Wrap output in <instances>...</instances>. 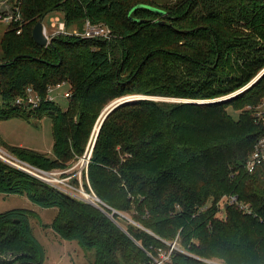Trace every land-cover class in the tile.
<instances>
[{
	"label": "trees",
	"instance_id": "trees-1",
	"mask_svg": "<svg viewBox=\"0 0 264 264\" xmlns=\"http://www.w3.org/2000/svg\"><path fill=\"white\" fill-rule=\"evenodd\" d=\"M13 8L21 20L0 43V122L50 117L54 138L52 156L9 147L13 156L67 170L91 147L107 107L128 101L103 122L84 173L100 208L1 159L0 194L57 209L51 229L91 252L89 264H158L162 252L163 264H264V163L252 173L246 165L264 136L254 114L264 75L250 86L264 71V0H21ZM51 13L69 32L90 21L117 36L59 35L39 46L34 27ZM63 84L65 111L47 100ZM28 88L42 98L37 109L16 105ZM226 197L237 202L221 207ZM35 217L0 214V264L44 263Z\"/></svg>",
	"mask_w": 264,
	"mask_h": 264
},
{
	"label": "rangeland",
	"instance_id": "rangeland-1",
	"mask_svg": "<svg viewBox=\"0 0 264 264\" xmlns=\"http://www.w3.org/2000/svg\"><path fill=\"white\" fill-rule=\"evenodd\" d=\"M159 4H174L179 0H156ZM14 0H0V12L6 11V9L11 8ZM60 18V23L64 22V16L59 13H51L48 15L42 22L43 25L48 30V34H54L59 28V24L57 23L53 25V21L55 17ZM8 25L5 22H0V43L1 40L6 33ZM3 56L1 46H0V58ZM264 71H262L263 73ZM261 73V74H262ZM260 74V75H261ZM70 91V86L67 84H63L54 89L51 93V96L54 98V103L62 110L65 111L68 108L69 100L68 95ZM141 98V97H134ZM149 99L157 100V101H168V102H185L184 100L177 99H165L161 97H152ZM224 100V99H220ZM195 103H205L209 101H190ZM113 104V103H111ZM110 104V105H111ZM109 105V106H110ZM108 106V107H109ZM107 107V108H108ZM107 112V109L103 114ZM229 114L234 118H239V112L234 110L233 108L229 109ZM53 123L50 117H44L41 120L34 121H25L23 119H11L7 121L0 122V151L7 154V156L0 153V155L5 158L13 161L16 164H20L17 157L13 156L9 151V147L13 148H25L31 151L38 152L40 154L47 155L49 157L52 156V149L54 145L53 138ZM99 125H97L95 129V133L91 138L92 143L91 147H89L81 159L72 163L71 166L67 170L57 169L52 170L50 172H57L54 178L60 180L59 182H53L57 187H61L59 190H66L67 194L85 200L89 203H94V201L99 205V202L96 201V195L90 191L87 192L84 188L85 177L88 171V165L90 163L91 158V149L96 139V134L99 129ZM86 157V158H85ZM89 157V159H88ZM89 160V161H88ZM88 161V163H86ZM27 164V163H26ZM25 168L33 171L36 174L41 175L36 170L31 169L27 165H22ZM32 167V166H31ZM25 172V171H24ZM30 174V173H28ZM62 179V180H61ZM63 181V182H62ZM77 181V183L75 182ZM44 182V181H43ZM46 183V182H45ZM230 200V201H229ZM227 202L231 203V198H225L220 203V206L223 207ZM233 204V203H232ZM245 207V206H243ZM241 210L246 211L244 208ZM246 208V207H245ZM13 209H30L36 212L37 217L31 220V229L34 236L40 242L45 250V260L43 264H89L93 259V255L91 252H86L83 250L79 244L75 241H67L59 237L52 229L51 224L55 219L58 210L51 208L45 209L40 208L34 205L26 196L20 195H9V194H0V214L11 211ZM124 217L131 222L132 216L129 214L124 215ZM220 218H225L224 214H220ZM171 250L178 249V245H171ZM93 253V252H92ZM161 262L158 264L166 263L169 260V256L166 252H162L160 255ZM14 258H11V255H7L4 258L5 261H12Z\"/></svg>",
	"mask_w": 264,
	"mask_h": 264
},
{
	"label": "built area",
	"instance_id": "built-area-1",
	"mask_svg": "<svg viewBox=\"0 0 264 264\" xmlns=\"http://www.w3.org/2000/svg\"><path fill=\"white\" fill-rule=\"evenodd\" d=\"M19 1H21V0H14L15 3L19 2ZM14 2H13V4L15 6ZM17 11H18L17 9L14 10L13 5H12L11 8L6 9V11L0 12V22H5L7 25H10L13 23V21L21 20V17L17 14ZM56 22L60 23V18L58 16L55 17V19L53 21V25H55ZM58 28L59 29L54 34L49 35L48 30L43 25L44 36L47 37L49 41H52L53 38H55L56 36H59V35H75V36L81 37L82 39L103 40V41H107V42L114 40L117 36L116 33L114 32V30L111 27H109L108 25L94 24L90 21L85 22L82 31L75 30L73 32H69L68 28L66 27L65 22L60 23ZM19 34H20V32H19ZM59 86H61V85H58L57 87H59ZM57 87H55V88H57ZM55 88H49L48 98H47L48 101L54 102V98L51 96V93L54 91ZM41 102H42V98L34 91V89L28 88L26 90L25 96L18 98L16 100V105L28 107L31 109H37L41 105ZM254 114H255L257 121L264 124V99L257 107L254 108ZM0 153L7 156V154L3 153L2 151H0ZM2 156L0 155V159L2 161L6 162L7 164H9V165H11L17 169H20L22 171H25L27 173H30L31 175H33L36 178L46 182L47 184H49L51 186H54V187L59 188V189L61 188V187H57V185H55L53 183V182H59L60 181V180L54 178V176H56L57 172L43 171V170L31 167L28 164H26L24 162H20V161H18L20 164H16L9 159L3 158L4 156L3 157ZM88 159H89V157H88ZM88 161L86 163H88ZM262 163H264V136L261 137L257 141V143L255 144L253 152H252L251 156L249 157L247 164H246L247 169L249 170L250 173H252L256 169V167ZM22 165L29 166L31 169L36 170L39 173H41V175L34 173L33 171L29 170L28 168L23 167ZM63 191H66V190H63ZM96 201H97V199H96ZM236 202H237L236 198H234V197L231 198V203H236ZM243 208H245V207H243Z\"/></svg>",
	"mask_w": 264,
	"mask_h": 264
},
{
	"label": "water",
	"instance_id": "water-1",
	"mask_svg": "<svg viewBox=\"0 0 264 264\" xmlns=\"http://www.w3.org/2000/svg\"><path fill=\"white\" fill-rule=\"evenodd\" d=\"M33 39H34V41L39 46H42V47H48L51 44L52 41H49L48 38L44 36V33H43V22L42 21H40L39 23H37V25L34 27V30H33ZM263 75H264V72L252 84H250V86H252L253 84H255ZM126 101H128V100H126V99L118 100V101L114 102L113 104H111L107 108V112L104 114V116L100 120V126H99L98 132L96 134V139H97V137L99 135L101 126H102L103 122L105 121V119L108 117V115L111 112H113L116 108H118L119 106H121L122 104H124ZM95 143H96V140H95V142H94V144L92 146L91 154H92V151H93V149L95 147ZM97 201H99V203H101V201L99 199H97ZM93 205L99 207L96 202H94Z\"/></svg>",
	"mask_w": 264,
	"mask_h": 264
}]
</instances>
